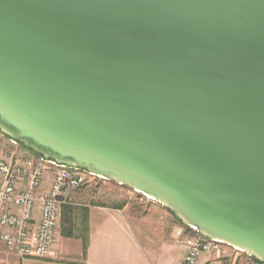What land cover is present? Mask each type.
<instances>
[{"label": "water", "instance_id": "1", "mask_svg": "<svg viewBox=\"0 0 264 264\" xmlns=\"http://www.w3.org/2000/svg\"><path fill=\"white\" fill-rule=\"evenodd\" d=\"M0 132L264 262V0H0Z\"/></svg>", "mask_w": 264, "mask_h": 264}, {"label": "built area", "instance_id": "2", "mask_svg": "<svg viewBox=\"0 0 264 264\" xmlns=\"http://www.w3.org/2000/svg\"><path fill=\"white\" fill-rule=\"evenodd\" d=\"M13 145L17 142L10 138ZM52 171L49 188L44 190L45 173ZM99 177L85 169L58 164L43 157L34 161L23 154L0 152V244L22 258L50 256L60 208L72 203V193L88 178ZM184 227L191 232L185 235ZM175 230V243L183 250L179 264H197L201 256L215 253L232 256L242 264H264L252 253L198 232L186 225Z\"/></svg>", "mask_w": 264, "mask_h": 264}, {"label": "crops", "instance_id": "3", "mask_svg": "<svg viewBox=\"0 0 264 264\" xmlns=\"http://www.w3.org/2000/svg\"><path fill=\"white\" fill-rule=\"evenodd\" d=\"M52 177V171L48 170L44 176V190L49 188ZM87 212L85 248L80 238L63 236L61 230H56L48 258H22L0 245V264L180 263L183 250L175 243V230L184 227V223L169 208L155 202L122 201L114 205H91ZM184 233L191 234L185 227ZM197 264L242 262L235 256L227 260L210 253L201 256Z\"/></svg>", "mask_w": 264, "mask_h": 264}, {"label": "rangeland", "instance_id": "4", "mask_svg": "<svg viewBox=\"0 0 264 264\" xmlns=\"http://www.w3.org/2000/svg\"><path fill=\"white\" fill-rule=\"evenodd\" d=\"M5 151L13 152L16 155L23 154L34 161H38V157H41L40 155L37 156L30 149L25 148L19 142H17V145H13L10 142V138L0 132V152L3 153ZM122 201H131L135 203L155 202L156 204L163 205L157 200L148 198L147 195L134 191L126 185H117L115 181H105L102 177L99 178L95 176L88 178L87 182L83 186L72 193V205L73 207L79 209H88L89 206L95 204L114 205ZM165 207L168 208L167 206ZM175 216L178 220H180L176 214ZM62 218L63 211L61 207L56 223V230L58 231L62 228ZM76 224L79 226L81 224V213L77 215ZM79 226L77 227L79 228ZM80 233H82V231H80ZM0 245L5 246L3 244ZM5 247L8 248L7 246Z\"/></svg>", "mask_w": 264, "mask_h": 264}, {"label": "trees", "instance_id": "5", "mask_svg": "<svg viewBox=\"0 0 264 264\" xmlns=\"http://www.w3.org/2000/svg\"><path fill=\"white\" fill-rule=\"evenodd\" d=\"M36 155L38 156V154ZM80 213H81V224L79 226L76 224V219H77V215ZM87 215H88L87 209H79L73 207V205H67L64 206L63 208V218H62V226H61L62 235L67 237L72 236V237L80 238L82 240L84 248L87 242V236H86V232L88 229ZM77 226H79L80 229ZM80 231H82V233H80Z\"/></svg>", "mask_w": 264, "mask_h": 264}, {"label": "bare ground", "instance_id": "6", "mask_svg": "<svg viewBox=\"0 0 264 264\" xmlns=\"http://www.w3.org/2000/svg\"><path fill=\"white\" fill-rule=\"evenodd\" d=\"M100 177H101V176H100ZM147 197L152 199V197H150V196H148V195H147Z\"/></svg>", "mask_w": 264, "mask_h": 264}]
</instances>
